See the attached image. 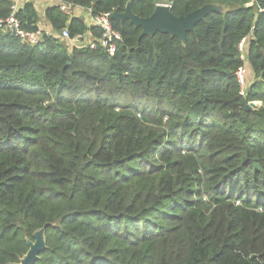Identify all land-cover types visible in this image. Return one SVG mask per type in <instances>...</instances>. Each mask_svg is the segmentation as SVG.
Returning a JSON list of instances; mask_svg holds the SVG:
<instances>
[{
	"label": "trees",
	"instance_id": "trees-1",
	"mask_svg": "<svg viewBox=\"0 0 264 264\" xmlns=\"http://www.w3.org/2000/svg\"><path fill=\"white\" fill-rule=\"evenodd\" d=\"M59 2L95 16L128 0ZM157 2L130 7L148 17ZM210 3L224 11L184 44L110 19L112 55L0 30V264L18 262L45 224L34 264H264V0H172L170 11ZM12 5L0 0V18ZM14 14L39 29L32 1ZM45 17L70 38L89 29L58 4Z\"/></svg>",
	"mask_w": 264,
	"mask_h": 264
},
{
	"label": "water",
	"instance_id": "water-1",
	"mask_svg": "<svg viewBox=\"0 0 264 264\" xmlns=\"http://www.w3.org/2000/svg\"><path fill=\"white\" fill-rule=\"evenodd\" d=\"M130 2L131 0H128L123 12H118L117 10L112 11L110 13V18L117 20L120 23L125 20H129L135 28H141L139 37H152L156 33H164L170 35L171 37H177L183 44L186 41V34L194 32L195 25L198 22L203 20L211 12L224 11V7L222 5L210 3L204 4L192 12L176 17L171 13L170 8L167 6L157 5L150 16L141 17L140 15L132 12ZM222 36L219 44H221ZM49 106L55 107V102H52ZM253 107H256L255 102H249L246 105V109H251ZM46 226L47 224L33 232V240L26 239L28 250L19 258L18 262H9L6 264H34L39 257V253L46 248L44 237Z\"/></svg>",
	"mask_w": 264,
	"mask_h": 264
},
{
	"label": "built area",
	"instance_id": "built-area-1",
	"mask_svg": "<svg viewBox=\"0 0 264 264\" xmlns=\"http://www.w3.org/2000/svg\"><path fill=\"white\" fill-rule=\"evenodd\" d=\"M172 0H158L156 3L157 5H165L168 8L171 7ZM60 10L72 17L74 15V10L76 8H80L78 6H74L72 4L59 2L58 3ZM17 5L13 3L11 6V14L6 18H0V30L10 32L16 36H18L21 40L27 42L30 45L36 44L41 36L42 31L38 29L37 31H27L20 27V23L15 16V11L17 9ZM88 12V20L86 21L89 29L85 31L83 34H78L74 38L69 37V30L68 28H63L59 33L58 37L63 40H73L75 45H82L85 44L89 48H95L97 45L102 46L106 52L110 55L114 54L116 50V42L120 39V33L115 30L110 21V13H103L98 14L95 16L91 15V10L86 9ZM97 26L100 29V36L98 38H94L92 35V30L90 27ZM246 44H247V37H244L238 43V49L240 52V59L245 60L246 56ZM236 78L240 84L242 90H244L245 86L247 85L246 82V66L242 65L238 67L235 72ZM243 93V91H241Z\"/></svg>",
	"mask_w": 264,
	"mask_h": 264
},
{
	"label": "crops",
	"instance_id": "crops-1",
	"mask_svg": "<svg viewBox=\"0 0 264 264\" xmlns=\"http://www.w3.org/2000/svg\"><path fill=\"white\" fill-rule=\"evenodd\" d=\"M32 1L37 9L38 15H39V21H38V27L41 31H44L49 34H53L55 36H58V33H56L52 27L50 22L45 17V9L49 6L56 5L59 3V0H13V3L17 5V7L22 6L25 2ZM74 15L76 17H80L82 20L87 21L88 20V12L85 8H76L74 10ZM69 47H72L75 42L73 40H66ZM249 74L252 78L251 70L249 69Z\"/></svg>",
	"mask_w": 264,
	"mask_h": 264
},
{
	"label": "rangeland",
	"instance_id": "rangeland-1",
	"mask_svg": "<svg viewBox=\"0 0 264 264\" xmlns=\"http://www.w3.org/2000/svg\"><path fill=\"white\" fill-rule=\"evenodd\" d=\"M249 70L246 68V82L247 83H249V81H252V79H251V76H250V74H249V72H248ZM255 104H256V108L258 107V106H260V102H255Z\"/></svg>",
	"mask_w": 264,
	"mask_h": 264
}]
</instances>
